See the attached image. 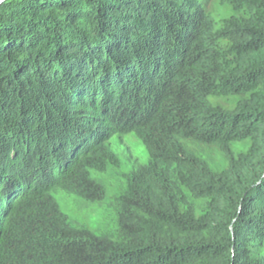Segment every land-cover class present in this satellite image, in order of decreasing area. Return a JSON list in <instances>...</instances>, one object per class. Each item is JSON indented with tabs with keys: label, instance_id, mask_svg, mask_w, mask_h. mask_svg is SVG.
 <instances>
[{
	"label": "trees",
	"instance_id": "1",
	"mask_svg": "<svg viewBox=\"0 0 264 264\" xmlns=\"http://www.w3.org/2000/svg\"><path fill=\"white\" fill-rule=\"evenodd\" d=\"M226 3H0V264H264V0ZM130 133L150 162L125 177L123 238L71 227L53 193L103 202L91 172Z\"/></svg>",
	"mask_w": 264,
	"mask_h": 264
},
{
	"label": "rangeland",
	"instance_id": "2",
	"mask_svg": "<svg viewBox=\"0 0 264 264\" xmlns=\"http://www.w3.org/2000/svg\"><path fill=\"white\" fill-rule=\"evenodd\" d=\"M226 2L227 0H204L206 12L217 18L231 15ZM236 101L230 97L218 99L223 107H230ZM182 145L186 153L203 162L211 171L218 173L224 169V158L216 146L200 145L192 141H183ZM108 149L116 157L117 166L111 167L106 173L91 172V177L108 192L103 202L90 203L60 190L55 191L53 197L62 213L68 216L71 227L86 229L97 236L122 239L118 221L122 215L120 197L126 192L125 177L146 166L150 158L133 133L114 136L108 143ZM237 149L241 150L242 146Z\"/></svg>",
	"mask_w": 264,
	"mask_h": 264
},
{
	"label": "water",
	"instance_id": "3",
	"mask_svg": "<svg viewBox=\"0 0 264 264\" xmlns=\"http://www.w3.org/2000/svg\"><path fill=\"white\" fill-rule=\"evenodd\" d=\"M5 0H0V3L4 2Z\"/></svg>",
	"mask_w": 264,
	"mask_h": 264
}]
</instances>
